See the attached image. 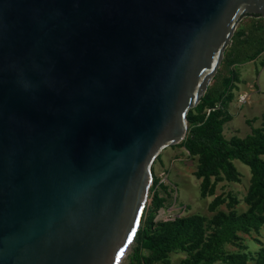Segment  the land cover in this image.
<instances>
[{
  "label": "water",
  "instance_id": "water-1",
  "mask_svg": "<svg viewBox=\"0 0 264 264\" xmlns=\"http://www.w3.org/2000/svg\"><path fill=\"white\" fill-rule=\"evenodd\" d=\"M247 16L264 0H0V264H120Z\"/></svg>",
  "mask_w": 264,
  "mask_h": 264
},
{
  "label": "rangeland",
  "instance_id": "rangeland-1",
  "mask_svg": "<svg viewBox=\"0 0 264 264\" xmlns=\"http://www.w3.org/2000/svg\"><path fill=\"white\" fill-rule=\"evenodd\" d=\"M258 22V17H244L236 31ZM213 90L218 92L206 98L204 109L188 111L184 140L167 146L151 167L137 233L148 226L151 238L174 234L171 246L148 248L146 243L140 247L134 238L120 264H145L157 254L162 260L166 257L167 264H264V195L252 194L254 170L242 159L229 156L224 169L209 153L190 151L187 145L195 127L210 126L208 107L220 100L222 93L228 98L224 95L216 106L231 118L221 122L216 116L211 126L221 123L216 136L224 140L225 148L236 150L239 142L264 135V52L232 66L225 65L223 59L207 93ZM242 96L246 102L241 104ZM258 158L264 163V154ZM261 181L264 183V176ZM161 259L154 264H166Z\"/></svg>",
  "mask_w": 264,
  "mask_h": 264
},
{
  "label": "trees",
  "instance_id": "trees-1",
  "mask_svg": "<svg viewBox=\"0 0 264 264\" xmlns=\"http://www.w3.org/2000/svg\"><path fill=\"white\" fill-rule=\"evenodd\" d=\"M248 17V16H247ZM250 17V16H249ZM257 17V16H254ZM259 18V17H258ZM262 18L260 22L253 26H248V28H241L237 30L229 44L228 49L225 52L224 63L227 66H232L235 64H241L249 60L255 59L259 54L264 52V23H262ZM216 91L206 93V95L201 99L199 106L200 110L204 109L206 105V98L215 95ZM224 95L228 98L227 93H222L219 97L220 100L224 99ZM218 100V101H220ZM229 100V99H228ZM217 101V102H218ZM217 102L210 104L208 109L211 110L208 120L211 123L216 116H220L221 122L227 121L231 116L222 108L216 106ZM224 103V102H223ZM193 119V118H192ZM197 126L194 129L192 138L187 143L190 151L206 154L209 153L212 159L215 160L217 165L222 166L224 169L227 167V157H237L242 159L244 162L249 164L254 170V175L256 178L255 186L252 189V194L264 195V183L261 178L264 176V163L259 160L258 156L264 154V135H261L259 139H253L245 142H239L237 144L238 148L236 150L226 149V143L220 137H217V125L220 127L221 123H215L214 126ZM251 155V156H248ZM206 173V168L202 169V175ZM159 205H157L158 207ZM154 207L151 205L149 212H153ZM241 219V217H240ZM239 219V220H240ZM181 232H178V235ZM174 234L171 236H160L158 238H151L148 232V226L142 232H138L135 241L138 246H145L147 243L148 248H168L171 246L170 242L173 239ZM172 243V242H171ZM157 253V252H156ZM162 255L157 254L156 258H147L145 264H154V262L161 259ZM162 260V259H161ZM163 263H168L169 260L163 257Z\"/></svg>",
  "mask_w": 264,
  "mask_h": 264
},
{
  "label": "built area",
  "instance_id": "built-area-1",
  "mask_svg": "<svg viewBox=\"0 0 264 264\" xmlns=\"http://www.w3.org/2000/svg\"><path fill=\"white\" fill-rule=\"evenodd\" d=\"M239 102L242 104V103H245L246 102V97L245 96H242L240 99H239Z\"/></svg>",
  "mask_w": 264,
  "mask_h": 264
}]
</instances>
